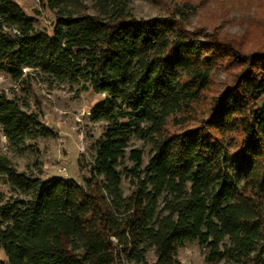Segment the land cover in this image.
Segmentation results:
<instances>
[{
    "label": "trees",
    "instance_id": "trees-1",
    "mask_svg": "<svg viewBox=\"0 0 264 264\" xmlns=\"http://www.w3.org/2000/svg\"><path fill=\"white\" fill-rule=\"evenodd\" d=\"M127 1L45 0L48 34L0 0V74L13 89L41 78L105 94L89 113L103 126L84 185L0 155V180L21 195L0 191V264H181L185 241L209 263L264 264V43L189 30L174 13L137 19ZM219 69L229 81L214 91ZM23 105L0 91L11 147L51 133ZM135 139L150 146L145 165Z\"/></svg>",
    "mask_w": 264,
    "mask_h": 264
},
{
    "label": "rangeland",
    "instance_id": "rangeland-1",
    "mask_svg": "<svg viewBox=\"0 0 264 264\" xmlns=\"http://www.w3.org/2000/svg\"><path fill=\"white\" fill-rule=\"evenodd\" d=\"M27 16L35 21V28L51 34L55 22L54 13L45 6V0H11ZM128 13L137 19L168 17L176 14L185 18L186 29L206 32L216 30L223 34L240 38L248 46L264 43V0H128ZM91 6V0H83ZM91 12V11H90ZM229 75L219 69L212 76L214 91H218L229 81ZM38 78V77H37ZM84 83L70 85L56 83L41 78L27 80L25 88L13 89V82L0 74V91L19 100L30 112H36L40 121L50 129L47 137L37 136L27 140L20 147H11L0 128V155L7 156L18 172L42 180L50 177L73 179L82 185L88 177V163H91L93 143L102 135L101 122L89 119L90 110L103 99V94L94 93L82 87ZM264 104V98L259 105ZM132 148L143 152L144 165L148 162L150 146L139 140H131ZM130 165L129 162H125ZM124 194L130 192L127 180L122 181ZM2 202L12 197H21L9 185L0 180ZM154 262L153 250L146 255ZM176 258L181 264H235L228 260L207 262L204 250L195 241H185L176 250ZM0 260L5 262L4 251L0 249Z\"/></svg>",
    "mask_w": 264,
    "mask_h": 264
}]
</instances>
